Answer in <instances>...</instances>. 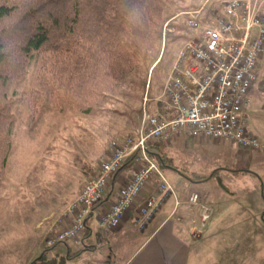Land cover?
I'll return each instance as SVG.
<instances>
[{
	"label": "rangeland",
	"instance_id": "1",
	"mask_svg": "<svg viewBox=\"0 0 264 264\" xmlns=\"http://www.w3.org/2000/svg\"><path fill=\"white\" fill-rule=\"evenodd\" d=\"M222 1L168 3L165 21L153 39L149 58L125 75L87 114L68 105L61 112L52 109L51 88L41 86L37 78L40 55L33 52L25 77L11 89L17 103L12 150L6 171L0 177V264H21L35 251L41 253L46 248L45 238L52 220L47 218L49 211L59 202L68 203L77 191L80 193L84 182L95 176L101 161L109 156L112 142L134 134L140 127L144 110L148 114L160 112L158 106L165 100V82L172 74L178 52L196 33L187 24L189 15L181 11L203 7V13L207 14L218 10ZM31 89L41 90L44 97L36 121L28 126ZM248 124L251 133L264 140V55L259 80L250 94ZM200 140L192 139L189 147L178 146L175 139L160 146L178 167L163 169L174 193L180 194L182 187L188 199L192 192H197L202 202L212 208L223 203L264 208V150L246 149L225 140H203L207 141L204 143ZM237 169H248L251 173L232 171ZM200 176L209 179L198 181ZM174 196L168 199L162 212L174 206ZM197 213L196 210V217ZM258 232L260 239L264 238V227ZM136 237L138 241L123 243L116 251L113 242L106 241L98 251H86L65 264H98L99 261L106 264L105 259L109 258L101 250L110 253L109 264H120L143 239L144 232ZM67 242L72 249H78L73 241ZM261 248L264 253V246ZM62 251L67 252L64 243L51 248L47 255L60 257Z\"/></svg>",
	"mask_w": 264,
	"mask_h": 264
},
{
	"label": "built area",
	"instance_id": "2",
	"mask_svg": "<svg viewBox=\"0 0 264 264\" xmlns=\"http://www.w3.org/2000/svg\"><path fill=\"white\" fill-rule=\"evenodd\" d=\"M195 31L177 55L164 86V105L172 116L144 110L134 134L113 141L98 174L88 178L79 195L47 229L45 246L82 243L87 219L104 202L110 182L126 164L125 180L111 205L97 217L100 228L116 229L132 210L133 226L144 231L158 211L175 195L164 171L151 156L154 146L187 137L230 141L246 149L264 150V140L249 130L250 94L259 79L264 55V0H224L218 10L186 12ZM149 189L152 194L143 198ZM143 198V199H142ZM198 211L192 221L204 226L213 208L192 192L185 202ZM135 207H137L135 209Z\"/></svg>",
	"mask_w": 264,
	"mask_h": 264
},
{
	"label": "trees",
	"instance_id": "3",
	"mask_svg": "<svg viewBox=\"0 0 264 264\" xmlns=\"http://www.w3.org/2000/svg\"><path fill=\"white\" fill-rule=\"evenodd\" d=\"M171 1L0 0V177L6 171L13 144L17 100L11 89L25 77L33 52L40 55L37 78L41 86L51 88L52 109L61 112L68 105L90 113L125 75L149 58ZM29 96L28 126L36 121L44 94L31 89ZM158 109L172 116L164 103L160 102ZM150 154L162 170L178 169L160 146L152 147ZM127 164L114 179L127 170ZM232 171L251 173L248 169ZM51 248L46 247L29 264H65L89 246L69 248L60 257H49Z\"/></svg>",
	"mask_w": 264,
	"mask_h": 264
},
{
	"label": "crops",
	"instance_id": "4",
	"mask_svg": "<svg viewBox=\"0 0 264 264\" xmlns=\"http://www.w3.org/2000/svg\"><path fill=\"white\" fill-rule=\"evenodd\" d=\"M188 11L181 12L186 13ZM191 140L187 137H180L175 139V142L178 146L189 147ZM200 142L207 141L200 140ZM125 173L126 171L117 176L116 179L111 180L104 202L87 219V228L83 234L82 245L74 242L79 246L78 249L89 246V249L82 254L86 251H98L106 241L113 242L116 251L122 248L123 243L126 244L132 239L134 242L138 241L136 234L139 235L144 232L143 239L134 246L120 264H264L262 258L264 253L261 248L264 243L262 245L260 243L264 242V238L260 239L258 232L264 227V214L261 213L263 206L254 208V206L245 203H223L213 208L212 217L204 226H201L199 221H192L193 218H196L195 211L189 210L186 204L176 208V200L180 199H178L179 193H175L174 206L162 212L167 204L165 203L144 231H138L133 226L134 210L123 218L120 226L116 229L104 230L100 228L97 217L115 200L118 188L125 180ZM97 174L98 168L93 175ZM153 191L152 189L146 191L143 198L154 193ZM179 192L182 194H179L181 198L183 197L180 201L185 202L187 198L182 187ZM78 193L79 191L73 194L68 203L59 202L54 209L49 211L47 218L52 220L48 226L63 215L70 202L78 196ZM259 224L262 225L261 228L258 227ZM64 244L67 246V254L69 248L72 249V245H69L68 242ZM101 251L105 258H109V260L105 259L106 264H109L110 253ZM37 252L35 251L34 254L32 253L23 259L21 264H29L37 256ZM63 254L64 251L60 253L61 256L66 255ZM101 262L99 261L98 264H102Z\"/></svg>",
	"mask_w": 264,
	"mask_h": 264
}]
</instances>
